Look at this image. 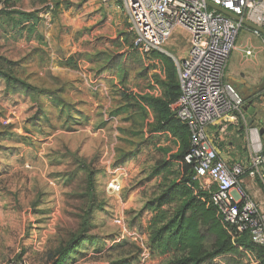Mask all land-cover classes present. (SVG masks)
I'll use <instances>...</instances> for the list:
<instances>
[{
  "label": "rangeland",
  "instance_id": "obj_1",
  "mask_svg": "<svg viewBox=\"0 0 264 264\" xmlns=\"http://www.w3.org/2000/svg\"><path fill=\"white\" fill-rule=\"evenodd\" d=\"M164 48L181 59L188 42ZM0 71V264H49L71 239L64 264H167L150 227L156 199L182 184L185 149L157 127L148 99L167 100V70L134 48L125 8L0 0Z\"/></svg>",
  "mask_w": 264,
  "mask_h": 264
},
{
  "label": "built area",
  "instance_id": "obj_2",
  "mask_svg": "<svg viewBox=\"0 0 264 264\" xmlns=\"http://www.w3.org/2000/svg\"><path fill=\"white\" fill-rule=\"evenodd\" d=\"M103 1L125 8L133 46L143 54L168 53L164 48L167 42L177 33L185 35L187 52L181 59L172 55L180 83L173 110L190 131L191 146L184 161L193 165L195 179L207 180L201 187L232 241L247 234L264 247V142L257 131L249 133L247 155L227 161L208 135L209 126L215 122H247L245 101L225 80L230 55L240 31L247 26L211 7L208 1L264 27V0ZM246 53L251 55L253 49ZM240 249L250 264H259L253 252L242 246Z\"/></svg>",
  "mask_w": 264,
  "mask_h": 264
},
{
  "label": "trees",
  "instance_id": "obj_3",
  "mask_svg": "<svg viewBox=\"0 0 264 264\" xmlns=\"http://www.w3.org/2000/svg\"><path fill=\"white\" fill-rule=\"evenodd\" d=\"M22 15L27 18L34 17L33 13ZM153 53L162 58L167 70V100L151 97L148 102L160 115L158 129H170L180 138L185 151L177 157L184 161L191 146L190 131L187 124L180 119L171 118L169 108L170 102H175L180 95L175 62L163 52ZM0 74L9 79L4 72L0 71ZM184 163L185 176L182 184H169L156 199L149 239L153 251L159 255L174 254L167 264H205L223 258L229 259L231 264H250L248 255L240 249L242 246L259 258V264H264V247L252 242L247 234L239 236L235 242L232 241L216 208L209 203L208 193L202 190L195 179L193 165L185 161ZM193 187L198 189L199 196L195 194ZM77 247L74 239L62 244L50 253L49 264H64L68 254Z\"/></svg>",
  "mask_w": 264,
  "mask_h": 264
},
{
  "label": "crops",
  "instance_id": "obj_4",
  "mask_svg": "<svg viewBox=\"0 0 264 264\" xmlns=\"http://www.w3.org/2000/svg\"><path fill=\"white\" fill-rule=\"evenodd\" d=\"M243 29L246 31L245 36L240 44L236 41V48L231 53L225 69V80L230 84L233 82L231 85L239 90H246L241 82L252 85L264 83V36H257L248 27ZM248 49H253L251 55L246 53ZM253 131L257 129L250 128L247 122L235 125L221 120L209 126L208 135L217 147L220 157L233 161L247 155L248 136ZM245 181L250 182V178L246 177Z\"/></svg>",
  "mask_w": 264,
  "mask_h": 264
},
{
  "label": "water",
  "instance_id": "obj_5",
  "mask_svg": "<svg viewBox=\"0 0 264 264\" xmlns=\"http://www.w3.org/2000/svg\"><path fill=\"white\" fill-rule=\"evenodd\" d=\"M208 4L211 7L217 9L218 11L224 13L225 15L235 20L241 21L248 28L257 31L264 36V27L259 26L233 13L231 10L223 6L214 4L213 2L210 1H208ZM231 84H233V82H231ZM241 84L245 87L246 90H239L238 88L236 89L239 95L245 101L243 108L246 111L248 126L252 129H257L258 134L263 135L264 134V83L261 85H252L248 82H241Z\"/></svg>",
  "mask_w": 264,
  "mask_h": 264
},
{
  "label": "flooded vegetation",
  "instance_id": "obj_6",
  "mask_svg": "<svg viewBox=\"0 0 264 264\" xmlns=\"http://www.w3.org/2000/svg\"><path fill=\"white\" fill-rule=\"evenodd\" d=\"M260 137H261V139H262V141L264 142V134L263 135H260Z\"/></svg>",
  "mask_w": 264,
  "mask_h": 264
}]
</instances>
